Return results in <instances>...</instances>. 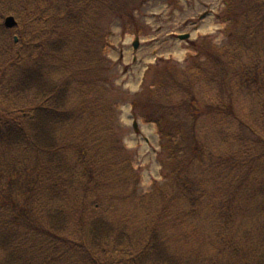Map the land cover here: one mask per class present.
Returning a JSON list of instances; mask_svg holds the SVG:
<instances>
[{
    "label": "trees",
    "instance_id": "trees-1",
    "mask_svg": "<svg viewBox=\"0 0 264 264\" xmlns=\"http://www.w3.org/2000/svg\"><path fill=\"white\" fill-rule=\"evenodd\" d=\"M99 3L93 2L94 15H88V0H0V32L5 29L2 23L8 16H14L20 26L13 34L19 37L20 50L13 54L10 51L13 58L9 64L23 63L17 74H13L11 67L0 84V100L6 105L0 109V168L9 163L17 169L16 173L4 174L8 184L14 174L19 175L11 186L13 218L0 221V264H107L103 259L108 255L114 258L109 264H188L170 255L171 242L167 245L158 235L161 227L178 229L187 224L181 197L193 208L191 212L186 210L192 220L201 211L207 222L217 216L232 230L243 226V244L240 241L235 245L251 248L259 241L258 250L247 252L241 247L232 252L227 244L231 240L221 230L220 264H264V46L256 42L260 30L264 33V0H230L223 20L239 29L243 25L246 32L223 46L213 47L210 41L200 43L196 55L185 66L167 64L156 69L144 92L134 100L135 114L161 127L169 181V187L163 191L170 194L169 202L161 197V191L154 195L158 196L152 200L154 206L164 200L156 214L152 213L150 201L143 200L145 206L140 210L147 214V219L151 215V220L146 219L143 224L136 200H132L134 204L119 206L122 199L131 198L136 182L122 152L113 149L119 141L112 126L101 123L104 142L94 154L84 157V149L92 146L87 142V129L70 145L76 150V159L68 161L65 157L68 135L76 136L80 113L70 107L69 83L60 85L59 72L56 82L48 78L47 66L52 64H48L47 58L64 50L73 38L78 53L83 52L85 39L92 35L106 40V35L98 33L102 11L124 12L128 20L134 18L127 9H121L117 0ZM85 19L90 21V35L85 32ZM138 24L130 21L125 28L134 30ZM42 34L47 38L38 44L35 39ZM2 37L0 33V40ZM16 43L13 39L12 45L17 46ZM38 48L41 50L37 51ZM95 49L92 45L83 55L93 64ZM7 51L6 47V51L0 52ZM75 58L81 64L80 56ZM100 97L101 94L98 103L107 101ZM196 102L205 118L200 130L205 136L202 139L192 136L197 133L196 126L191 122L185 124L196 118L190 110L193 106L198 108ZM109 109L101 111L104 117ZM170 118L172 126L167 122ZM103 131L109 132V136H104ZM239 134L254 137L255 144L261 147L253 148L250 141V145L244 144L247 138L241 137V144L249 150L242 149L243 155L240 151L232 152ZM208 138L214 144L220 143L219 148H229L215 158ZM205 150H209L208 155H203ZM224 165L229 177L236 168L233 174L235 179L238 177L239 187L235 198L230 197L231 192L222 201L228 190L222 184L226 185L229 178L220 177L218 170ZM29 185L31 194L27 195ZM175 209L179 212L178 222ZM234 211H244L240 221L229 217ZM36 215H42V219L36 220ZM133 215L137 218L133 219ZM254 219L262 220L257 232L248 225ZM143 227L144 234L140 236ZM127 229L138 233L134 237L138 241L133 243L124 234ZM68 230L76 231L74 238L65 237L64 231ZM21 232L27 234L24 239L18 238ZM109 242L110 249H105L103 246ZM123 245L130 249L118 248ZM135 246L140 247L139 251L133 249ZM226 258L231 261L224 262Z\"/></svg>",
    "mask_w": 264,
    "mask_h": 264
},
{
    "label": "rangeland",
    "instance_id": "rangeland-1",
    "mask_svg": "<svg viewBox=\"0 0 264 264\" xmlns=\"http://www.w3.org/2000/svg\"><path fill=\"white\" fill-rule=\"evenodd\" d=\"M88 1L91 8L87 13L88 15H94L92 7L95 0ZM96 2L100 5L99 0H96ZM117 2L122 6L121 9H127V11L131 13L130 16L134 18L128 20L124 12L119 14L111 10L102 11L100 16L101 23L98 24L101 26V30L99 28L98 33L101 36L106 35L107 39L102 41L98 36L92 35L86 38L83 43L84 50L90 49L92 45L96 46L94 64L88 59L83 58L84 50L81 53L76 52L77 43H75V39L73 38L64 50L60 49L55 56L47 58L48 64H52L47 66L49 72L48 78L53 83L56 82V75L59 72L58 80L60 85H65L67 82L69 83L70 92L67 99L70 101V107L80 113V123L77 124L76 127V136L73 134L68 135V144H66V148L63 152L65 157L68 161L76 159V150L72 149L70 145L74 139H76L77 142L79 134L82 133V135H85L87 129L89 133L86 137L88 138L87 142L92 143V146L84 149V157L94 154L98 150L97 146L104 142L100 130L101 123L108 128L112 126L116 132V140L119 141V143L115 142L113 144V149L119 154L122 152V156L125 157V165H128V168L132 169L133 180L136 182L135 190L130 194L131 198L127 200L122 199L119 206L124 207L128 202L134 204L132 200H136L138 204L136 205L139 207L140 223L143 224L144 220L147 219V214L140 210L141 207L145 206L143 200H145V202L150 201L152 213L155 212V214L164 200H161L158 206H154L152 200L154 197H158L154 195L159 194L161 191L163 192L161 197L165 198L168 202L170 201V194H165L163 191L164 187H169V181L166 176L165 166L161 164L163 159H165L162 141L157 135L153 125H144L140 120L133 117L131 103L142 93H140L143 87L142 83L147 76L144 75L145 72L153 65L148 75V81L151 82L152 75L156 69H161L169 64V62H172L173 65L174 63L184 64L185 57L189 54L188 49L193 46V44L199 45L204 41H210L213 47V44L223 46L227 44L229 39L232 41V38L235 39L237 35L244 34L246 30L243 25H239L240 29L235 25L233 27L229 26L233 29V32L228 38L224 37L225 26L219 27L217 25L218 19L215 20V17H218L222 13V6L219 5L220 0H117ZM206 4H210L212 9L208 10ZM197 15L198 17H195V19L191 18ZM188 19H192V21H188ZM85 21V32L89 33L90 21L88 19H85ZM130 21L140 23L142 31L146 33V35L143 33L140 41H138L139 48L134 47L133 39L126 35L125 30H123V27ZM3 25L2 23V27ZM48 27V25L45 26V30ZM5 29L3 28L0 32L3 34L0 40V51H6V47L8 51L3 54L0 52V84L4 82V78H7L5 75L11 70V67L14 69L13 74H17L23 69V63H16L14 66L13 64H9L13 58L10 51L12 50L13 54L16 50H20L18 49L20 40L16 43L17 46H13V34L17 33L7 28ZM207 30L212 31L205 32ZM182 34H190L191 38L187 41H182L179 37ZM27 35L30 37V32H28ZM88 35H90V33ZM46 38L47 35L42 34L35 40L40 44L42 41H45ZM256 42L264 46V33H262L261 30L257 35ZM107 45H109L108 50L106 49ZM39 50H41V48L37 49V51ZM21 51L25 50L22 49ZM195 53L196 51L194 54ZM76 56H80L81 64L76 60ZM155 56L160 58L159 61H152ZM61 57L62 59L59 60ZM249 60L250 59H248L246 63H248ZM73 61L77 63L75 64ZM196 91L197 88H195V92ZM99 94H101L102 97H106L107 101L104 100L101 104L98 103L97 98ZM195 106H198L197 102ZM108 107L111 108V110L109 109V113H106V117L109 116L107 119L103 116L105 113L102 114L101 111L107 110ZM5 108V103L0 102V109ZM190 110L193 111V115H195L196 118H190L185 124L187 126L191 122V125L196 126L197 133H192V136L195 134L198 139H202L205 136L201 135L200 130L203 127L205 118H203L202 113H199V106L198 108L193 106V109L190 107ZM192 119H195V121H191ZM167 120L168 124L172 126L173 119L170 118ZM135 122H137L138 127L134 126ZM136 128L137 132L134 131ZM103 134L104 136H109V132L103 131ZM241 137L247 138L244 144L248 142V145H250V141L253 148L261 147L259 144H255L253 140L254 137H248L246 134H239V141ZM238 140L232 144L231 151H240V154L243 155L241 152L242 149L248 148H246L244 144L242 145L241 141L239 142L240 144H238ZM120 144L124 149L123 151L120 150ZM207 144L215 158L220 156L226 148H229L228 146H224L225 149L219 148L220 143L214 144L212 138L207 139ZM208 152L209 150L202 151L203 155H208ZM197 155L200 157L199 152H197ZM244 156H246V154H244ZM243 157H240V159ZM196 159L198 160L199 158ZM224 168L225 165L218 170L219 173L222 174L220 176L221 178L224 176L229 177V172H225ZM235 169L232 171V176L225 182L226 185L222 184L223 186H227L228 189L226 194H223L221 198L222 201L227 199L228 194L231 192V198H235L236 196L239 181L238 177L236 179L234 178L235 175L233 173ZM9 171L16 173L17 169L10 166L9 163L3 164V167L0 168V221L3 222L13 218L11 186L19 177V175L14 174L11 183L8 184L9 180L6 179L4 174H7ZM191 189L194 190L196 188L193 187ZM25 192L27 195L31 194L30 185L26 188ZM169 193L171 192L169 191ZM126 195L127 194H125V196ZM177 196L181 197L179 195ZM181 199L185 206L184 214H187V224L178 229L161 227L158 233L159 237L163 238L167 245L169 241L171 242L172 252L169 253L170 255H174L188 264H220L221 251H218V247L219 242L222 241L221 230L227 232L226 234L231 240V243L228 242L227 244L231 247L232 252L238 251L241 247L247 252L258 250L257 246L259 245V241L258 243L255 242L251 248L235 245L236 242L240 241L243 244L245 236L243 226L238 230H232L231 227L229 228V224H223V221L217 216H215V219L207 222L205 221L206 214L201 211L195 213V218L192 220V215L188 214V211L191 212L193 208H189L183 197H181ZM243 213L244 211H240L239 214L234 211L233 215L229 217H231L232 220L239 219L240 221V216H243ZM105 216L111 220L108 214ZM174 216L178 222V209L174 210ZM135 218H137V216L133 215V219ZM41 219L42 215H36V220ZM172 219L173 218H170V221H172ZM147 220H151V215ZM260 222H262L260 219L257 222L256 219L249 221L248 225L251 231L257 232ZM253 228L256 229V231ZM75 232L73 231V234L69 230L64 231V235L65 237L74 238ZM124 234H126L133 243L138 241L134 238L135 236L138 237V233H134L127 229ZM139 234L140 236L144 234V227L139 231ZM26 236L27 234L21 232L18 238L24 239ZM110 237L112 238L113 236ZM111 245L112 244L109 242L103 247H105V249H110ZM118 248L123 250L130 249L125 247V245L119 246ZM133 249L139 251L140 247L135 246ZM223 250H225L224 247ZM105 256L106 255H104V257ZM113 260L114 258L110 255L103 259L107 264L112 263ZM229 261H231V258H226L224 262ZM245 264L248 263L245 261ZM249 264H251V262Z\"/></svg>",
    "mask_w": 264,
    "mask_h": 264
},
{
    "label": "water",
    "instance_id": "water-1",
    "mask_svg": "<svg viewBox=\"0 0 264 264\" xmlns=\"http://www.w3.org/2000/svg\"><path fill=\"white\" fill-rule=\"evenodd\" d=\"M12 20L11 19H9L8 21H7V25H10L9 23L11 22ZM187 37H185L184 39H186Z\"/></svg>",
    "mask_w": 264,
    "mask_h": 264
},
{
    "label": "bare ground",
    "instance_id": "bare-ground-1",
    "mask_svg": "<svg viewBox=\"0 0 264 264\" xmlns=\"http://www.w3.org/2000/svg\"><path fill=\"white\" fill-rule=\"evenodd\" d=\"M209 31H212V30H207V31H205V32H209ZM203 33V32H202Z\"/></svg>",
    "mask_w": 264,
    "mask_h": 264
}]
</instances>
